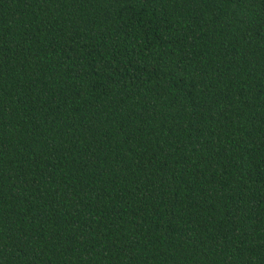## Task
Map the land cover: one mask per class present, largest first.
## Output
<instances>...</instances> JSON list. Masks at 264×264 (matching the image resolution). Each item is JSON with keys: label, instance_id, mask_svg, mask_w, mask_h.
<instances>
[{"label": "trees", "instance_id": "trees-1", "mask_svg": "<svg viewBox=\"0 0 264 264\" xmlns=\"http://www.w3.org/2000/svg\"><path fill=\"white\" fill-rule=\"evenodd\" d=\"M0 264H264V0H0Z\"/></svg>", "mask_w": 264, "mask_h": 264}]
</instances>
